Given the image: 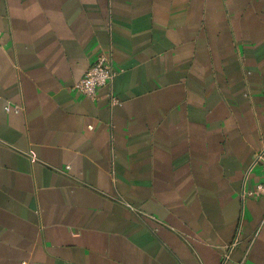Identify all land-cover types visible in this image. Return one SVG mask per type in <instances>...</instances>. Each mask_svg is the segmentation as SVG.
<instances>
[{
	"label": "crops",
	"instance_id": "0c3cea01",
	"mask_svg": "<svg viewBox=\"0 0 264 264\" xmlns=\"http://www.w3.org/2000/svg\"><path fill=\"white\" fill-rule=\"evenodd\" d=\"M262 152L264 0H0V264H264Z\"/></svg>",
	"mask_w": 264,
	"mask_h": 264
},
{
	"label": "built area",
	"instance_id": "2783aa9c",
	"mask_svg": "<svg viewBox=\"0 0 264 264\" xmlns=\"http://www.w3.org/2000/svg\"><path fill=\"white\" fill-rule=\"evenodd\" d=\"M117 71L113 67L112 59L110 56L102 55L100 56L89 68L86 74L79 79L72 87V89L82 95L95 98L97 96L98 90L101 87L109 86L111 89L114 84ZM110 96L112 103L119 104L120 100L110 91ZM15 110L16 112L20 111L19 106L12 107L11 105L6 106V110ZM32 160L36 161V156L33 152H30ZM256 161H261L264 167V156L263 152L260 153ZM256 196H264V179L258 183L255 190ZM22 264H29L23 262Z\"/></svg>",
	"mask_w": 264,
	"mask_h": 264
}]
</instances>
